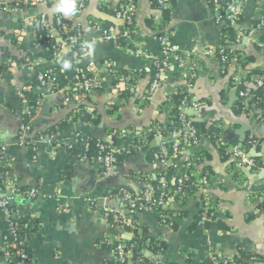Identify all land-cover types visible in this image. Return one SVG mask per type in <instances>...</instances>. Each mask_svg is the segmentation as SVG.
<instances>
[{"label":"crops","instance_id":"crops-1","mask_svg":"<svg viewBox=\"0 0 264 264\" xmlns=\"http://www.w3.org/2000/svg\"><path fill=\"white\" fill-rule=\"evenodd\" d=\"M55 2L0 0V147L7 149V171L0 183V197L10 199L14 216L31 227L27 240L31 260L17 264L113 263L115 254L108 239L130 241L133 233L115 227L102 209H121L119 199L110 196L115 188L134 194L142 190L153 193V183L165 166L154 162L152 155L149 157L160 145L158 138L150 136L172 121L171 96L178 89L189 92L200 103L187 112L191 126L216 128L225 135V143L238 146H243L256 131L261 138L253 147L244 149L258 169H237L233 159L219 151L217 143L202 136L187 150L193 162L192 191L186 190L178 201L176 189L172 190L163 207L170 225L161 224L149 208L135 213L134 224L144 230V237L166 246L160 257L143 254L155 264H213L214 256L230 262L240 259L244 264H264V123L252 129L249 116L238 107L237 90L230 85L235 61H230L221 73L218 61L206 58L192 89L187 90L186 81L179 78L177 61L172 59L160 87L146 103L143 96L153 79L149 55L160 54L154 27L155 21L162 18L161 12L151 8L150 0H139L135 30L127 34L126 26L115 16L120 0H76L77 4L83 2L84 8L67 18L52 12ZM257 2L235 1L243 30L264 19V4L258 6ZM165 4L175 56H197L220 43L222 30L215 21L216 13L205 0H165ZM41 15L52 25L54 17L60 16L70 30L80 28L83 41L91 46L90 54L77 61L69 56V50L53 56L36 29V19ZM92 23L112 28L122 43L115 46L100 41ZM135 46L142 49L141 55L135 53ZM241 48L250 58L245 68L258 70L264 77V54L247 42ZM231 49L237 50L233 46ZM57 56L71 61L72 67L63 70ZM75 66L87 76L103 77V89L85 98L75 87L51 93L35 82L37 73L67 72ZM109 67L115 71L113 74ZM128 70H141L143 75L136 82L129 81ZM40 94L44 96L43 105L32 121L27 141L53 130L54 138L53 145H42L36 160H32L27 146L19 144V128L25 106ZM261 112L264 115V106ZM77 132L111 144L120 152L125 148L120 135L128 132L138 147L102 176L96 161L73 156L63 146L72 142ZM85 150L93 152L91 145H86ZM167 165H172L177 174L183 169V158H173ZM62 167H68V178L60 177ZM19 189H36L42 195L28 198ZM86 195H91L95 205L89 207L83 201ZM206 201L215 202L217 207V217L207 225L198 221ZM7 247L0 227V264H8Z\"/></svg>","mask_w":264,"mask_h":264},{"label":"built area","instance_id":"built-area-1","mask_svg":"<svg viewBox=\"0 0 264 264\" xmlns=\"http://www.w3.org/2000/svg\"><path fill=\"white\" fill-rule=\"evenodd\" d=\"M235 1L236 0H205L208 6L216 13L215 21L220 26L222 30L221 32H223V30L227 31V29H231V34L222 33L221 41L216 47L205 48V50L197 56L182 54L175 56V52L169 42V37L171 36L170 28H168L166 23H163L162 18H158V20L155 21L154 36L159 44L160 54L149 55L153 61L152 66L154 69V76L143 96L144 102L147 103L152 100L154 94L160 87L161 82L164 80L166 71L171 67L170 62L172 59L177 61L180 74L179 78L186 81L187 90L192 89L193 81L196 75L201 71L202 63L206 58H215L220 64L221 73H224L227 70L228 64L233 60L237 66L235 73L231 76L230 85L237 90L238 103L242 106V109L247 116H249L250 122L252 123V129L253 126H258L260 123H264V115L261 112V109L264 106V77L259 74L250 73L252 70H247L245 68L243 59L246 58V56L241 48L243 47L244 42H247L264 54V19H259L247 30H243L241 26V17ZM257 1L258 6L264 4V0ZM155 2L160 8L166 9L164 0H155ZM138 6L139 0H120V3L118 4L115 16L117 19L121 20L126 27H130V30L126 29L127 34L128 32L133 33L135 30L134 19ZM82 8H84L83 2L79 3V9ZM4 10H6V8H4ZM36 29L40 34L42 43L50 47L53 56H56L62 50H69L71 52V58L74 61H77L90 54V48L83 41L80 28L70 30L60 16L54 17L52 25L44 15H41L36 19ZM95 31L98 33L100 41L111 42L115 46L119 45V40L115 36V31L112 28H102L97 25ZM232 46L237 50H232ZM134 51L137 55L142 54V49L140 47L135 46ZM233 55H236L237 58L235 59ZM72 70L74 75L71 83L78 89L81 96L86 98L92 93L99 92L103 89V77L97 74L85 77L82 75L80 68L76 66L73 67ZM108 71L111 74L115 72L111 70V67H109ZM126 73V76L130 80L136 82L137 79L140 78L141 70H128ZM35 82L40 88L50 89L51 93H56L62 90L57 82V77L53 73L49 75L37 73ZM129 90L131 93L134 92L133 84L129 85ZM43 101L44 96L40 94L35 100L33 110L30 109V106H25L22 115V122L19 128V144L27 146L26 148L28 150L30 148L32 152V160H36L37 151L42 145H53L54 134L50 132L45 135L38 134L33 141H27L28 136H30L32 132V121L37 111L40 110L43 105ZM199 105L200 103L192 98L189 92L184 91L180 102L181 113L178 117L180 127L174 130L168 139L164 137L161 130H157L153 134L155 138L160 140L159 148L153 154L154 162L164 166L171 158H176L178 156L183 158V169L176 181V194L179 196L182 194L185 184L191 179L190 171L193 162L187 155V150L191 145L196 144L202 137L197 129L189 124L187 112L197 108ZM252 132L253 133L248 137L249 140L247 143L248 146L251 147H253L261 138L256 131ZM120 136L123 139H128L130 137L128 132H123ZM74 138L75 139L72 142L65 143L63 146L70 150L76 147H83L85 149V146L88 145L87 140L89 137L82 135V133L77 132ZM224 138V134L219 136V141L217 142L218 148L224 149L225 154L233 159L234 165L237 169H240L242 166L257 167L254 158L248 156V151L246 152L242 145H227V143L225 145ZM166 140L172 142L171 153L166 147ZM96 149L94 161L99 164L101 175L107 176L118 165L117 155H120L121 152L120 150H113L109 144L102 141L96 143ZM6 155L7 149L0 147V162ZM79 158L87 160L86 155L79 156ZM256 169H258V167ZM157 183L158 198L156 200L153 198V193L148 190H142L139 193L134 194L128 189L121 188L116 195V198H118L121 203V209L115 210L109 206H104L102 209L103 215L110 219L112 223L121 230L124 228L136 230L138 226L131 221L127 216V213L140 211L147 207L158 208L164 206L171 193L169 187L170 181L165 174H160L158 176ZM41 195L42 194L36 189H30L23 193V196L32 199H36ZM45 197L46 196H43V198ZM83 201L89 207L95 205L94 199L91 195H86L83 198ZM201 210V220L203 222H211L217 217L215 214L217 212L215 202L206 201ZM0 212L4 219L9 222L12 236H16V232L19 228L17 223L10 220L13 212L10 207V199L0 197ZM167 221V216H162L163 225H165ZM108 244L112 247L115 254L113 264H126L131 254L132 246L123 239H108ZM19 246L20 261L29 262L31 258L27 247V241L20 242ZM5 252L6 257L9 254L7 251ZM212 261L213 264H240L234 261L230 262L225 259H220L216 256L212 258ZM156 264H159V261H157ZM241 264L244 263L241 262Z\"/></svg>","mask_w":264,"mask_h":264},{"label":"trees","instance_id":"trees-1","mask_svg":"<svg viewBox=\"0 0 264 264\" xmlns=\"http://www.w3.org/2000/svg\"><path fill=\"white\" fill-rule=\"evenodd\" d=\"M165 1V0H164ZM150 5H151V8L153 10H156V11H160L161 14H162V21L163 23H166L167 24V12H166V9H162L160 8V6L155 2V0H150ZM77 9H79V4H77ZM255 23V22H254ZM153 24V22H152ZM95 24L92 23V26L93 28H95L97 25L101 26L102 28H106L105 26H103L102 24H97L94 26ZM126 29L130 30V27H126ZM223 34L225 33H229L231 34V29H227L226 30H223L222 32ZM120 39V38H119ZM118 39V40H119ZM170 39L171 37H169V42H170ZM120 42L119 41V45H120ZM49 50H50V47H48ZM50 53L52 54V51L50 50ZM69 56H71V52L69 51ZM233 57L236 59V55H233ZM250 58H244L243 59V63L245 64L247 62V60H249ZM151 73H152V77L154 76V69H153V66L151 68ZM250 73H253V74H258V70H253V71H250ZM55 76L57 77V82L59 83V86L62 88L64 87H71L73 88V84L71 83V80H72V77L74 75V72L73 70H69L67 72H62V71H59V70H56L54 71ZM83 76L85 77H90L89 75L87 76L86 74H84V72L82 73ZM141 75H143L141 73ZM140 75V77H142ZM130 81V79H129ZM132 81V80H131ZM130 96V95H129ZM38 97V96H37ZM37 97L31 101L30 103V109L33 110V107H34V103H35V100L37 99ZM183 97V90H180L178 89L177 91H175L172 96H171V117H172V121L170 122V124L166 125V126H160L159 129L161 130L162 134L164 135V137H166L167 139L169 138V136L171 135V133L178 129L180 127V122L178 120V117H179V114L181 113V109H180V102H181V99ZM238 107L240 109H242V106L238 103ZM197 129V131L199 132L200 136H206L207 138H210L212 140V142L215 144L219 141V136L222 135V133L220 134L219 130L216 129V128H209V129H205V128H202V127H199V126H196L194 127ZM52 133H54V130L51 131ZM50 132V133H51ZM41 135H45L47 133H40ZM150 137H154L153 134L150 136ZM249 137V136H248ZM248 140L249 138H247L243 144V147L248 150L251 146H248ZM98 141L96 139H93V138H89L87 140V143L88 145H91L92 148H93V152L90 154L87 152V150H85L83 147H76V148H73V149H66L70 154H72L73 156H84L86 155L87 156V160H91L93 159L94 160V157L96 156V143ZM124 144H125V148H123L124 150L121 152L120 155H117V159H118V165L119 163H121V161L123 160L124 157L127 156L128 153H131L136 147H138V144L136 143V139L134 137H129L128 139H124ZM226 145V143H225ZM227 145H237L236 143L234 142H231V143H227ZM166 147L168 149V151L171 153V147H172V142L170 140H166ZM158 149H156L157 151ZM155 151V150H154ZM153 151V152H154ZM155 151V152H156ZM219 151L222 153V154H225V151L223 148L219 149ZM153 152H151L149 154V157H151V155L153 156ZM30 155H32V152L29 148V152H28ZM179 157V156H178ZM151 159V158H150ZM173 159V158H171ZM170 159V160H171ZM6 156L4 158H2L1 162H0V183H2L3 179L5 178V173L7 171V166H6ZM259 162V161H258ZM165 167V170L161 173V174H165V176L167 177V179L170 181L169 183V187L172 190L176 189V181H177V178L179 177V173H175L174 174V171H175V168L171 165H167V163L164 165ZM259 166H261L260 162H259ZM68 167H62L61 170H60V177L62 178H68L69 177V171H68ZM182 170V169H180ZM174 182V184H173ZM153 186H154V191H153V198L156 200L158 198V190H157V186H158V183L157 181L153 183ZM121 188H115L112 190V192L110 193V196L111 197H114L116 198V195L119 193V190ZM192 191V186H191V179L189 180V182H187L183 188V192L182 194L179 196L177 195L176 198L177 200L179 201V198H181L182 195H184V192L185 191ZM28 191L27 189H19L18 192L20 194L23 195L24 192ZM10 207L12 209V211H14V208L13 206H11L10 204ZM164 206H161V207H158V208H151V207H147L151 210L154 211V213L156 214L159 222L161 224L162 223V216H167L168 218V215L167 213L164 211L163 209ZM137 211H132V212H128L127 213V216L131 219V221L134 223L136 221V213ZM201 213H202V210H200V213H199V220L198 221H202L201 220ZM11 221L17 223L18 225V231L16 232V236H12L11 234V231H10V225H9V222L7 220L4 219L2 213L0 212V227L4 233V235L6 236V242H7V245H9L8 249L6 250L8 252V256L6 257V262L8 264H17L18 261H20L19 259V253H20V246H19V243L20 242H25L28 240V237H29V232L31 231V227H27L25 225V223H23V221L21 219H18L17 217L14 216V213L12 212V216L10 218ZM112 222V221H111ZM206 225L210 223V221L208 222H204ZM113 224V223H112ZM170 225V222H169V219L168 221L165 223V225ZM115 227H117L115 224H113ZM118 228V227H117ZM123 230H125L126 232H129V233H133V238L129 241H126L130 246H132V249H131V254L128 258V261H132L134 262L135 264H155L153 263L152 259L150 257H147L145 256L143 253L146 252L148 254H150L151 256L153 257H160V255L165 251L166 249V246L164 243L162 242H158L156 239L154 238H150L148 240V238H145L144 237V230L140 227H138L136 230H132L130 228H124ZM11 245V246H10ZM3 255V252L0 251V257ZM243 257H245L243 255ZM248 257V256H246ZM234 262H237V263H240L241 264V261L240 259H236L234 260ZM109 264H113V263H109ZM127 264V263H126ZM168 264H171V263H168Z\"/></svg>","mask_w":264,"mask_h":264},{"label":"clouds","instance_id":"clouds-1","mask_svg":"<svg viewBox=\"0 0 264 264\" xmlns=\"http://www.w3.org/2000/svg\"><path fill=\"white\" fill-rule=\"evenodd\" d=\"M77 11L76 0H56L52 8L54 14H59L66 18L76 15ZM57 62L60 63L63 70H68L72 67L71 61L63 60L60 56H57Z\"/></svg>","mask_w":264,"mask_h":264},{"label":"water","instance_id":"water-1","mask_svg":"<svg viewBox=\"0 0 264 264\" xmlns=\"http://www.w3.org/2000/svg\"><path fill=\"white\" fill-rule=\"evenodd\" d=\"M108 144V143H107ZM111 145V144H110ZM264 176V175H263Z\"/></svg>","mask_w":264,"mask_h":264}]
</instances>
